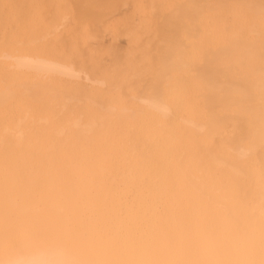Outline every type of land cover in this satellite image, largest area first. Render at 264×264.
<instances>
[{
	"label": "bare ground",
	"instance_id": "bare-ground-1",
	"mask_svg": "<svg viewBox=\"0 0 264 264\" xmlns=\"http://www.w3.org/2000/svg\"><path fill=\"white\" fill-rule=\"evenodd\" d=\"M108 1L132 46L85 74L0 0V264H264V0Z\"/></svg>",
	"mask_w": 264,
	"mask_h": 264
},
{
	"label": "rangeland",
	"instance_id": "rangeland-1",
	"mask_svg": "<svg viewBox=\"0 0 264 264\" xmlns=\"http://www.w3.org/2000/svg\"><path fill=\"white\" fill-rule=\"evenodd\" d=\"M24 1L27 9L35 6V9L40 15H43L45 10L48 12L47 15L51 17H58L59 11L63 12L64 16L59 18L60 20L56 18L57 20H54L55 22L52 23H56L57 27L59 24H63V27L60 28L62 31L65 32L66 29H71L69 32L73 34L72 38L74 35L78 38L77 43H79V46L76 51L77 56L75 57V52L70 50L69 40L65 41V50L63 53L47 51L45 54L56 55L62 59H70L74 62L75 66L82 68L84 73L94 74L97 64H101L107 68L112 62L113 53L119 55L121 52L131 49V41L126 35H122L121 33L114 38L112 34L113 28L118 29V27L126 24L128 18H131L129 15L130 7L127 5H123L118 10H112L111 12L105 5L108 0H64L65 2L63 0ZM98 1L100 4H98ZM62 2H64V4ZM97 4L102 7L106 6L103 7L106 16L99 18V20H97L94 15L96 12L95 10L98 9ZM96 5L97 7H95ZM89 11L92 12V14H90ZM72 15L75 17L70 20L69 18ZM60 16L61 13L59 17ZM71 33L69 34L71 35ZM63 34H68L67 30L66 33ZM61 36L65 38L64 36L66 35L63 36L61 34ZM67 38H69V36H67L66 39ZM112 89L113 88L110 84H106L103 87L101 92V102L104 105L109 104L110 97L113 94ZM77 92L84 93L86 90L81 88L80 91ZM79 111H84V109L81 108Z\"/></svg>",
	"mask_w": 264,
	"mask_h": 264
}]
</instances>
